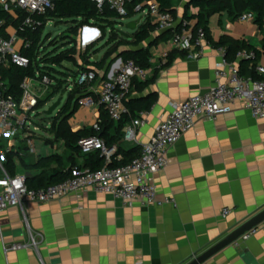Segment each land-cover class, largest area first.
<instances>
[{"label":"crops","instance_id":"0c3cea01","mask_svg":"<svg viewBox=\"0 0 264 264\" xmlns=\"http://www.w3.org/2000/svg\"><path fill=\"white\" fill-rule=\"evenodd\" d=\"M195 1L173 0L177 29L186 19L196 23L194 17L199 9ZM137 16L130 19L137 22L143 18L140 16L136 20ZM209 27L210 34L198 59L172 48L171 31L162 32L156 28L149 42L142 45V49L150 51L148 69L151 78L156 79L143 91L133 86L127 101L147 103L152 100L154 105L148 111V123L139 130L136 142L125 140L126 127L118 131V123L109 132L108 140L119 136L117 145L113 146L117 148L118 161L124 159L122 149L129 151L139 147L140 152L173 106L204 94L214 86L216 65L224 58L218 46L222 38L262 49V33L254 22L242 23L227 13L214 14ZM128 33L132 36L134 32ZM169 33H172L170 40L156 43ZM94 35V32L86 33L85 38L93 39ZM81 39L82 31L77 38V50L85 55L86 61L79 60L78 65L65 63L73 64V68L64 64L68 73L64 80L72 87L76 86L82 64L95 71L99 79H108L117 68L115 56L136 51L126 45L120 47L116 55L106 57V51L104 54L96 52L99 49L96 46L87 54L88 48L83 47L85 41L80 42ZM103 59L105 65L100 68L97 64ZM234 64L239 69L238 61ZM90 97L96 101L92 108L81 103ZM78 98L79 107L74 114L77 111L80 114L74 123L69 121L74 114L68 119L70 131H91L101 123L106 111L99 106L91 90L82 91ZM22 135L11 142L12 152L23 159V164L15 159L17 174L26 175L34 185L43 173L51 177L59 164L64 171L75 165L93 168L97 160L102 166L107 165L101 154L85 158L77 146L74 149L72 142L57 139L53 132L50 141L53 149L42 151L34 150L32 140H26L31 136ZM8 145L10 142L5 139L0 147L5 149ZM52 156L60 161L54 160L39 169L26 167ZM168 158V167L156 174L155 181L158 199L162 202L175 200V204L126 205L92 191L51 203L28 202L24 209L12 208L0 214V264H188L264 210V120L255 119L244 104L236 103L232 113L213 121L197 122L195 128L171 148ZM226 209L231 214L224 218ZM256 230L249 240H239L205 264H264V223ZM32 237L37 241V248L7 251L14 244L29 242Z\"/></svg>","mask_w":264,"mask_h":264},{"label":"built area","instance_id":"2783aa9c","mask_svg":"<svg viewBox=\"0 0 264 264\" xmlns=\"http://www.w3.org/2000/svg\"><path fill=\"white\" fill-rule=\"evenodd\" d=\"M99 10L109 6L122 18L128 14L127 0H92ZM55 9L53 0H0V10L9 12L14 18L12 24L0 21V66L9 68L17 66L28 68L30 59L23 54L31 49L33 40L29 35L45 29L53 22H43L42 17L47 16ZM14 10L17 14L12 13ZM136 15L150 18L159 31H171L173 36L169 41L172 48L186 52L193 59L202 55L201 49L207 40L204 29L195 32V22L183 20L181 27L176 28V18L171 12L161 10L156 1L138 4L135 7ZM253 13H245L239 18L242 23L254 22ZM14 24H17L14 26ZM50 28V27H49ZM94 32L93 39L86 40L85 34ZM5 33V35H3ZM83 47L87 49L102 35L98 28L85 26L82 30ZM18 47H20L18 49ZM40 50H43L41 41ZM223 60L216 65L215 84L206 93L191 97L182 104L173 106L169 116L164 119L151 140L144 144L138 157L130 163L109 167L117 154V148H108L99 136H90L79 141V147L84 155L99 153L106 160L107 165L92 171L82 166H74L68 171V178L58 184L46 188L31 189L27 185L24 174L11 176L4 168L7 154L12 152L11 142L29 128L28 122L32 113L39 106V102L57 85L51 77L44 75L41 79L26 78L21 84L22 97L17 101L10 95L9 86L0 78V144L8 139L10 146L0 147V214L12 208L24 209L26 203L45 204L62 200L69 196L85 194L89 191L97 194L111 196L126 205L140 204L142 207L175 204V200L158 199V189L155 176L165 170L169 165V151L182 138L193 130L199 121H213L221 115L230 114L236 103H242L257 120H264V63L262 61L256 68L257 75L263 79L254 80L239 75V69L234 63H229L225 57V49H221ZM167 53L163 55L165 59ZM255 51H240L237 60H255ZM166 62V61H164ZM151 78L149 70L142 68L135 61L117 62L112 77L99 79L95 71H82L78 73L76 86L68 84L69 96L74 88L82 91L91 90L101 106L114 123H120L131 111L126 101L131 93L134 82L146 83ZM69 83V82H68ZM81 103L92 108L96 101L94 98H85ZM148 112H141L139 117L125 128V140L136 142L139 130L148 123ZM100 131V124L94 126ZM231 214L229 209L223 212L226 218ZM257 233L256 229L246 233L240 240L247 241ZM37 241L31 238L29 242L14 244L8 250L19 251L37 248Z\"/></svg>","mask_w":264,"mask_h":264},{"label":"trees","instance_id":"16d2710c","mask_svg":"<svg viewBox=\"0 0 264 264\" xmlns=\"http://www.w3.org/2000/svg\"><path fill=\"white\" fill-rule=\"evenodd\" d=\"M127 10L128 14L126 17L122 18L116 11L112 10L109 6L103 8V10H99L97 5L92 0H53L55 4V9L53 12H50L47 16L42 17L41 20L43 22H63V21H72L73 27L70 29L69 34L65 36V40H69L70 49L63 51L61 53H51L46 54L43 50H40L39 42L42 38L43 28L40 29L37 33L33 35H29L33 40V45L31 49L24 51L23 54L26 55L31 64L28 68H20L17 66H11L9 68L0 66V78L3 82L7 83L9 86V94L15 97L17 101H20L22 97V89L21 84L26 78H34L41 79L44 75L51 77L56 81L57 85L54 86L51 92L46 96L45 99L39 102V106L37 109L41 108L43 105L47 104V102L51 101L57 94L61 93L63 88L68 87V80H64L67 78L66 74L58 71L57 69H65V63H74L78 65V61L85 62V55L82 56L77 48L75 43L77 42V38L80 35L81 31L85 26H92L98 28L101 31L102 37L106 36L108 31H110V42L116 44L118 49L122 46L131 45L136 49L135 52H124L120 53L116 56L115 61L122 58L123 61L133 60L139 66L144 69L149 70L148 68L151 66L150 60L151 55L150 51H146L142 49V45L149 42L152 37V33L156 30L157 26L154 25L151 19L145 18L141 26L133 33V35L128 38L126 36L121 35V33L116 30L115 25L122 21L123 19H130L136 15L135 7L138 4H143L145 2L156 1L161 10L164 12H171L174 17V4L173 0H127ZM196 8L199 9V13L194 17L196 19L195 23V32L199 29H204L206 31L207 37L210 34V17L214 14L222 15L227 13L230 17L235 20H239V18L245 13H253L255 16L254 23L259 27L262 33V49L258 50L254 47L250 46L246 42L234 41L232 39H228L226 37L222 38L218 43V46L221 49H225V57L229 63L237 62V54L240 51H255L257 57L255 60H241L239 63V75L245 78H253L254 80L263 79L257 75L256 68L260 64L262 60H264V0H196L194 2ZM6 21L7 24H12L14 18L12 14L9 12L0 10V21ZM190 20V19H187ZM17 24H14L16 26ZM111 29V30H110ZM129 34V33H128ZM5 35V33H3ZM172 33L168 35L161 36L156 43L159 41H168L170 40ZM96 44H92L87 49V54L90 50L95 48ZM106 57L108 54H106ZM90 63V62H88ZM85 64V63H84ZM82 64L81 71H90L87 67ZM100 68H103L105 65V60L100 61ZM155 77L150 78L146 83L134 82L133 86L136 87L138 91H143L148 86L155 82ZM82 95V90L80 88H74L73 92L68 97V100L62 110L59 112L57 117L55 118V123L52 124V132L55 133L56 138H63L67 143L72 142V147L76 149L78 147V152L83 157H88L92 154L84 155L82 154L79 141L83 138L90 136H99L106 144L108 148H113V146L117 145L119 140V136L112 137L108 140L109 132L115 127V123L112 122L107 114V112L102 116L100 123V131H95L92 129L91 131H79L74 133L70 131V127L68 125V119L74 114V112L79 107V98L78 96ZM128 108L131 111L130 116L124 118V120L118 123L117 130L125 128L129 125L132 120L136 119L138 114L145 111L148 112L154 105V102L148 101L137 102V101H126ZM92 134H89V133ZM139 147L133 148L129 151H125L122 149V153L124 154V159L122 161H118L117 157H114L112 162L109 164V167H118L123 166L130 163L134 158L138 157ZM15 159L18 160L21 164H23V159L17 156L14 152H10L7 154L6 162L4 163L5 170L11 175L15 176L17 174ZM54 160L58 162L57 156L48 157L46 159H40L39 162L35 165H26L27 169H39L44 164L50 163ZM96 167L89 168L92 171L99 170L104 166L101 165L99 160L94 162ZM76 166V165H75ZM74 167V166H73ZM72 167V168H73ZM88 168V166H83ZM1 173V172H0ZM68 171H64L62 168V164H59L58 169H55L52 172L51 177H47V174H41L38 178L39 182L37 184L29 183L27 180V185L31 189L37 188H46L51 185L58 184L68 178Z\"/></svg>","mask_w":264,"mask_h":264},{"label":"rangeland","instance_id":"374dc122","mask_svg":"<svg viewBox=\"0 0 264 264\" xmlns=\"http://www.w3.org/2000/svg\"><path fill=\"white\" fill-rule=\"evenodd\" d=\"M12 13L16 15L17 13L12 10ZM140 17V15L137 16L136 20ZM135 20L132 19H123L122 21H119L118 24L115 25L116 30L121 32H132L128 31L126 29L127 24L130 22H133ZM49 27H53L56 29L55 32H49ZM73 27L72 21H63V22H53L48 27H46L42 31V38H41V45L43 46V51L46 54L51 53H61L63 51H66L70 49L69 40H65V36L69 34L70 29ZM111 30V29H110ZM70 35V34H69ZM83 39H81L80 42H82ZM95 47L97 46L99 49L96 52H101L104 54L106 51V54L108 56H114L118 52V47L116 44L110 42V31H108L107 35L104 37H100L95 42ZM76 48L79 47V43H75ZM20 47H18L19 49ZM95 53V52H94ZM116 57V56H115ZM74 64V63H73ZM73 64H65L66 67L73 68ZM76 65V64H74ZM60 72H63L65 74L67 73L66 69H57ZM71 81V80H70ZM69 97V91H63L59 94H57L51 101L47 102V104L43 105L41 108L36 109L34 113L31 115V119L28 122V127L25 129L22 134L28 135L31 137H28L26 140H32L33 142V149L37 151H42L44 149H53L52 142L53 136H52V124L55 123V117L59 114V112L62 110V108L65 106L67 100ZM59 100H62L61 106L53 113L52 116H48L46 112ZM83 108V107H81ZM80 114V111H77L70 119L69 121L71 123H74L76 117ZM86 117V116H85ZM22 135V136H23Z\"/></svg>","mask_w":264,"mask_h":264},{"label":"water","instance_id":"95a60500","mask_svg":"<svg viewBox=\"0 0 264 264\" xmlns=\"http://www.w3.org/2000/svg\"><path fill=\"white\" fill-rule=\"evenodd\" d=\"M143 18H140L137 22L133 21L127 24L126 29L128 31L135 32L139 24L141 23ZM56 29L53 27L49 28V32H55ZM121 35L130 37V34L127 32H121ZM122 58L118 59V63H122ZM62 100H59L56 104H54L47 112L46 114L48 116H52L53 113L61 106ZM57 117V116H56ZM55 117V118H56ZM264 223V210L255 215L253 218H251L249 221L244 223L242 226L238 227L234 231H232L230 234H228L224 239H222L220 242L215 244L214 246L210 247L208 250H206L204 253L196 257L194 260L189 262L188 264H205L210 259H212L214 256L225 250L226 248L232 246L233 244L237 243L246 233L252 231L253 229L258 228L260 225Z\"/></svg>","mask_w":264,"mask_h":264}]
</instances>
